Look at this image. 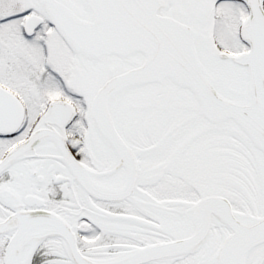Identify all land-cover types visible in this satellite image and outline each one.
Listing matches in <instances>:
<instances>
[{
    "label": "snow or ice",
    "instance_id": "6c2138e0",
    "mask_svg": "<svg viewBox=\"0 0 264 264\" xmlns=\"http://www.w3.org/2000/svg\"><path fill=\"white\" fill-rule=\"evenodd\" d=\"M0 264H264V0H0Z\"/></svg>",
    "mask_w": 264,
    "mask_h": 264
}]
</instances>
